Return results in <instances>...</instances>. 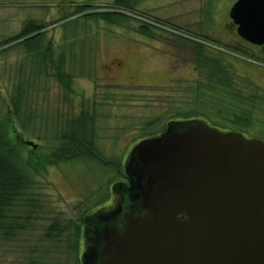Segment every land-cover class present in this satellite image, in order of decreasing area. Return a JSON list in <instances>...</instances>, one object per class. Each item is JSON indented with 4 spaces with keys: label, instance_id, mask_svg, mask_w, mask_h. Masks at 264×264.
<instances>
[{
    "label": "rangeland",
    "instance_id": "374dc122",
    "mask_svg": "<svg viewBox=\"0 0 264 264\" xmlns=\"http://www.w3.org/2000/svg\"><path fill=\"white\" fill-rule=\"evenodd\" d=\"M115 1L0 0V120L12 112L17 88H22L25 115L32 114L36 120L17 139L25 153L34 155L26 144L31 141L41 156L38 161L47 160L32 186L42 201L40 214L18 242L0 247V264H29L34 257L27 250L34 247L39 250L37 264H77L63 241L56 249L40 239L55 219L62 226L82 228L83 220H91L102 207H114L113 185L126 182L123 167L145 126L155 119L163 126L178 111L198 106L193 94L185 93L187 86L207 82L209 68L199 63L197 45L206 47L205 56L212 53L218 62H225L240 88L253 82L264 90L257 83H264V75L239 63L246 60L264 69V46L238 36L230 19L237 0H135V12L116 6ZM82 5L93 9L79 13ZM112 12L129 17L119 25L83 17ZM29 22L44 26L39 33H45V48H52L46 70L23 48L1 51L2 43ZM147 24L154 25L149 36L140 33ZM62 56L63 66L56 65ZM60 66L65 82H71L70 90L56 79L55 69ZM251 108L250 129L228 126L226 130L264 141V103ZM205 109L213 111L210 105ZM85 112L95 118V147L105 158L120 161L118 171L117 165L102 167L92 160L53 162L62 124Z\"/></svg>",
    "mask_w": 264,
    "mask_h": 264
},
{
    "label": "water",
    "instance_id": "95a60500",
    "mask_svg": "<svg viewBox=\"0 0 264 264\" xmlns=\"http://www.w3.org/2000/svg\"><path fill=\"white\" fill-rule=\"evenodd\" d=\"M230 19L264 45V0H237ZM125 170L131 200L105 216L82 264H264L263 140L170 123L131 150Z\"/></svg>",
    "mask_w": 264,
    "mask_h": 264
},
{
    "label": "trees",
    "instance_id": "16d2710c",
    "mask_svg": "<svg viewBox=\"0 0 264 264\" xmlns=\"http://www.w3.org/2000/svg\"><path fill=\"white\" fill-rule=\"evenodd\" d=\"M115 4L118 7L132 10V12L136 10L135 0H116ZM92 9L90 6L82 5L78 8V12L85 13ZM83 17L86 19H98L109 25H119L125 22L129 16L112 12L89 13L83 15ZM147 25L140 27V33L149 36L152 33L150 28L154 25ZM43 29L44 26L32 22L27 23L17 36L11 37L2 43L5 48L1 51L15 47L23 48L28 55H34L38 65L42 68L44 67L45 69L43 70H46L50 64V60L52 61L53 52L51 47L46 46L45 48L44 46L45 33H39ZM205 48V46L197 45L196 56L200 60L199 63L209 68V74L206 78L207 82H199L195 86H187L185 88V93L193 94L198 106L192 110L178 111L163 126L158 124L157 119L153 120L142 130L143 135L140 141L162 134L166 131L168 124L175 122L203 120L210 126L220 130H226L228 126H231L240 131H245L252 127L251 119L253 112L252 108L250 109V105L255 108V104L257 103L250 102L244 96L245 93L237 88L225 62H215L210 56H205ZM214 63H218V68H216L217 65H214ZM63 64L64 56L59 59L56 65L63 66ZM55 70L56 79L66 89L70 90L71 82H65L66 77L63 67H57ZM250 84L254 86L253 82ZM209 99H211V103H207ZM25 105L26 101L22 88H17V96L12 101V112L7 114V118L0 120V247L5 245L4 248H6V245L18 242L20 235L30 230L28 228L29 224L33 221L32 219L35 220L37 213L40 214L42 207V201L38 195L33 193L32 186L37 173L41 169L40 166L45 164L47 160H44V163L43 160L41 162L38 161L41 159V156L35 151L38 148L34 149L32 147L34 155L30 152L25 153L16 136L28 133V130L34 125V121L36 120H34L32 114L25 115ZM205 105H210V109L213 110L212 113L208 111L209 109H205ZM94 119V115L85 112L79 117L68 119L62 124L58 132L60 145L53 154L54 163L62 164L92 160L93 163L99 164L102 167L117 165L116 170L120 169V161L105 158L95 147ZM17 124L21 131L16 127ZM158 127H161L159 131H157ZM83 149L85 151L82 153L75 154L76 152H81ZM123 169L126 182H116L113 185L114 207L109 205L102 207L100 210L103 211L99 212L100 210H98V214H94L91 220L87 219L88 217L83 220L82 228H74L68 224L62 226L61 222L55 219L49 228L46 229L44 236L40 240L56 245V249L59 248L58 245L63 241L68 252L75 255L74 259L77 264H82V256L84 254L92 256L100 237L98 227L104 222L105 216L114 211V209L124 207L131 200V197L124 193V187H119V184H129L125 166ZM70 227L74 230L73 233L70 231ZM64 235L67 236L64 238ZM38 251L36 247L27 250L34 257L29 264H37Z\"/></svg>",
    "mask_w": 264,
    "mask_h": 264
},
{
    "label": "flooded vegetation",
    "instance_id": "af4514ba",
    "mask_svg": "<svg viewBox=\"0 0 264 264\" xmlns=\"http://www.w3.org/2000/svg\"><path fill=\"white\" fill-rule=\"evenodd\" d=\"M235 30H237V27L235 26ZM264 46V45H263ZM237 47H235L234 49H236ZM205 52V51H204ZM206 53V52H205ZM211 58L215 61V62H217L218 60H216V57H215V55L214 54H212L211 53ZM239 63H241V66H244V68H247V67H251L253 70H256L258 73L257 74H261V75H264V69L263 68H259V67H257L258 65H256L255 63H251V62H249V61H242V62H240L239 61ZM232 64V63H231ZM214 65H217V67L216 68H218V63H214ZM256 80V79H255ZM254 80V81H255ZM249 81H250V79H249ZM257 82V81H256ZM259 85H263L264 86V83L263 82H260V81H258L257 82ZM237 86V88L239 89V90H241V91H243L244 93H245V97L246 98H248L249 100H250V102H261V103H264V90L261 88V87H259V86H257V85H255L254 84V86H252V85H250L249 87H247L246 89H242V88H240L238 85H236ZM221 131H224V132H230V131H228V130H221ZM245 135V134H244Z\"/></svg>",
    "mask_w": 264,
    "mask_h": 264
},
{
    "label": "crops",
    "instance_id": "0c3cea01",
    "mask_svg": "<svg viewBox=\"0 0 264 264\" xmlns=\"http://www.w3.org/2000/svg\"><path fill=\"white\" fill-rule=\"evenodd\" d=\"M137 3H139V2H137Z\"/></svg>",
    "mask_w": 264,
    "mask_h": 264
}]
</instances>
